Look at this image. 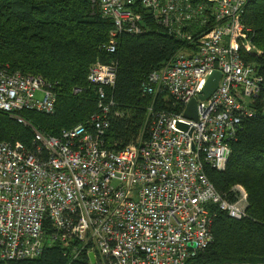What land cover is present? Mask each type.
Instances as JSON below:
<instances>
[{"label":"built area","instance_id":"1","mask_svg":"<svg viewBox=\"0 0 264 264\" xmlns=\"http://www.w3.org/2000/svg\"><path fill=\"white\" fill-rule=\"evenodd\" d=\"M250 2L100 1L102 17L114 23L102 46L109 54L117 52L120 37L145 33L143 11L186 41L187 47L153 71L141 89L143 96L170 95L178 112L158 113L146 142L108 149L106 133L117 104L106 90L114 88L118 66L98 62L88 74L98 89V115L59 137L33 128L34 151L19 142H0L3 260L37 259L46 247L62 243L74 246L75 258L86 254L91 264H186L212 241L210 206L236 220L247 217L245 189L235 188L236 202L224 200L205 168L224 171L242 122L264 113V74L244 59L257 52L243 21ZM207 27L196 42L195 29ZM214 71L222 73L219 87L201 102ZM193 99L198 121L184 116ZM56 105L52 85L41 77L0 67V112L30 126L21 113L52 116Z\"/></svg>","mask_w":264,"mask_h":264},{"label":"trees","instance_id":"2","mask_svg":"<svg viewBox=\"0 0 264 264\" xmlns=\"http://www.w3.org/2000/svg\"><path fill=\"white\" fill-rule=\"evenodd\" d=\"M100 1L0 0V67L10 73L41 77L57 96L52 116L21 113L32 128L0 112V142H19L34 151L33 128L59 137L64 130L98 115V89L88 81L90 68L98 62L118 66L115 86L106 90L108 100L117 104L106 133L108 149L122 151L146 142L158 113L178 112L170 95L143 96L141 89L153 71L169 64L187 47L186 41L169 34L143 11L145 33L120 37L117 52L109 54L102 46L109 42L114 23L102 17ZM243 21L251 29L250 38L257 49L244 59L264 74V0H251ZM211 27L195 29V41ZM151 107L154 110L149 114ZM205 172L230 203L237 201V186L245 189L247 217L236 220L219 206H210L212 241L186 264H264V113L242 122L225 170L207 166ZM73 248L56 243L37 259L5 261L0 256V264H91L86 254L75 258Z\"/></svg>","mask_w":264,"mask_h":264},{"label":"water","instance_id":"3","mask_svg":"<svg viewBox=\"0 0 264 264\" xmlns=\"http://www.w3.org/2000/svg\"><path fill=\"white\" fill-rule=\"evenodd\" d=\"M222 77V73L220 71H214L213 74L210 76L208 79V82L202 92V96L200 97L201 102H205L209 100L214 93L217 91L219 87V83ZM184 116L190 120L198 121L199 116H198V100L193 99L186 107ZM180 127L184 130H187V126L185 125H180ZM91 260L94 263V256L91 255Z\"/></svg>","mask_w":264,"mask_h":264},{"label":"rangeland","instance_id":"4","mask_svg":"<svg viewBox=\"0 0 264 264\" xmlns=\"http://www.w3.org/2000/svg\"><path fill=\"white\" fill-rule=\"evenodd\" d=\"M37 98H38V99H42V94H38V95H37Z\"/></svg>","mask_w":264,"mask_h":264}]
</instances>
